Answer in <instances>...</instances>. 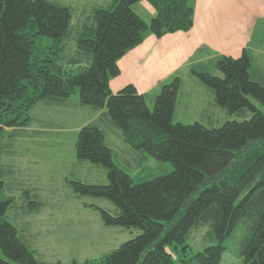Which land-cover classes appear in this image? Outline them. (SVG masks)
I'll return each mask as SVG.
<instances>
[{"label": "trees", "instance_id": "16d2710c", "mask_svg": "<svg viewBox=\"0 0 264 264\" xmlns=\"http://www.w3.org/2000/svg\"><path fill=\"white\" fill-rule=\"evenodd\" d=\"M141 1L155 11L148 23L131 10ZM191 1L112 0L93 8L89 23L75 29L70 8L59 2L0 0V135L28 127L39 102H63L78 90L81 105L106 110L126 146L173 168L134 184L114 164L96 125L78 131L75 158L103 166L108 182L68 181L71 191L106 199L118 209L112 215L85 206L97 211L105 227L141 231L82 264H220L224 243L237 226L244 230L237 256L243 264H264V112L256 106L264 108V70L246 51L238 58L216 56L210 67L191 66V74L213 91L216 105L240 118L215 128L173 122L181 83L176 76L161 86L152 111L132 85L116 94L109 88L119 74L117 61L146 35L159 39L192 28ZM69 41L76 48L72 54H67ZM12 203L0 180V264H45L6 219ZM204 226L205 238L214 244L190 255L187 236Z\"/></svg>", "mask_w": 264, "mask_h": 264}, {"label": "rangeland", "instance_id": "374dc122", "mask_svg": "<svg viewBox=\"0 0 264 264\" xmlns=\"http://www.w3.org/2000/svg\"><path fill=\"white\" fill-rule=\"evenodd\" d=\"M52 1L71 6L73 10L71 26L75 29L85 22L89 23L87 21L90 19L91 9L108 6L112 2V0ZM142 4L141 1L132 5L131 10L148 23L151 16ZM252 34L255 37H252L253 44L262 42V46H254L255 52L262 60L264 54L258 51L259 47L264 48V17ZM67 46V54L74 53L76 48L73 42L69 41ZM89 64L90 62L82 61L84 66ZM202 86L204 89L197 92L185 82L183 93L178 95L179 106L176 108L174 123L187 125L197 122L210 127L205 111L214 114V120L222 124L229 120H240L238 116H230L226 110L217 106L213 91L205 85ZM77 91L71 98H78ZM146 103L148 109L152 111L154 100L152 104L148 101ZM43 105L44 103H40L31 111L33 118L31 124L34 127L43 125L41 127L44 131L4 129L0 135V180L3 182L5 196L13 199L5 217L26 239L32 250L37 251L33 242L47 238L49 251L46 248H43V251L49 263L71 264L75 260L82 264L87 259H97L117 249L123 243L140 235L141 231L105 227L97 211L85 206H96L112 215L116 214L118 209L106 199L80 197L71 191L68 181L107 184V171L103 166L75 158L72 143L77 137L70 129L74 127L76 121L72 116H67V113L64 114L66 109L52 107L47 110ZM256 106L264 112V108L258 103ZM67 111L71 114V109ZM73 112L74 110L72 114ZM60 115H64L62 119L58 118ZM36 117L39 118V122H35ZM49 127L64 129L45 131ZM106 143L114 154V164L129 175L134 184L167 175L173 170L169 163L157 162L145 153L131 150L122 142L120 146H113L110 140ZM26 191L29 196L24 194ZM31 201L38 203V207L31 209L28 206V202ZM206 231L205 226L191 230L186 240L190 255L214 244L205 238ZM243 234V227L237 226L226 239L224 243L226 252L220 264H243V260L237 256ZM51 252L55 259L49 256ZM174 260L177 262L175 257Z\"/></svg>", "mask_w": 264, "mask_h": 264}, {"label": "crops", "instance_id": "0c3cea01", "mask_svg": "<svg viewBox=\"0 0 264 264\" xmlns=\"http://www.w3.org/2000/svg\"><path fill=\"white\" fill-rule=\"evenodd\" d=\"M142 2L152 19L155 16V11L149 3ZM191 3L194 11L193 26L188 32L170 33L159 39L148 34L141 44L129 50L117 61L119 74L109 81V88L113 94L127 85H132L139 95L145 97V102L148 101L152 104L154 98L159 94L161 86L170 82L175 76L181 82L178 95L183 93L185 82H188L193 90L199 92L204 89L203 84L191 74V66L204 65L210 67L213 65L216 56L238 58L243 51L251 56L258 68L264 70V58L261 60L254 49V46H262V42L259 43L258 41L253 44L255 37L252 34L256 26L259 25V21L264 17V0H192ZM64 5L70 8L73 13L69 4ZM138 16L142 19L140 15ZM258 52L264 54V48L259 47ZM213 74L220 76L217 71H214ZM178 95L173 120L176 117L177 105L179 106ZM71 97L56 103L48 100L41 101L33 109L40 103H44L43 106L47 110L52 107L66 109L64 114L67 113V116H72L76 121L74 127L70 129L76 134V137L82 127L94 124L103 132L108 148H110L106 143L108 140L113 146H120V143H123L120 132L113 126L105 109L94 110L81 105L79 98ZM67 109H71V114L68 113ZM72 110H74V114H72ZM204 114L208 115L206 118L211 125L207 128H215L222 124L214 120V114H208L207 111ZM63 116L60 115L58 118L62 119ZM30 117L32 123L31 112ZM35 122H39L38 117L35 118ZM31 123L24 129L44 131V128L41 127L43 125L39 124L40 126L34 127ZM52 129L49 127L45 131ZM58 129L63 130L64 128L58 127L53 130ZM75 143L76 139L72 143L74 152ZM121 147H123L122 144ZM44 239H40V242H33L37 248V251H33L43 263L51 264L46 260V254L43 251V248L48 249L49 241L47 238ZM52 254V252L49 253V256L55 259L56 257H53Z\"/></svg>", "mask_w": 264, "mask_h": 264}]
</instances>
